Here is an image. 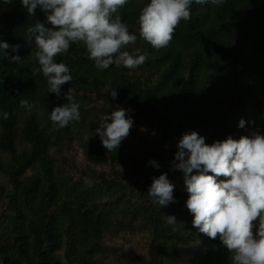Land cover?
I'll list each match as a JSON object with an SVG mask.
<instances>
[{
  "label": "trees",
  "instance_id": "1",
  "mask_svg": "<svg viewBox=\"0 0 264 264\" xmlns=\"http://www.w3.org/2000/svg\"><path fill=\"white\" fill-rule=\"evenodd\" d=\"M148 3L128 0L119 10L137 36L124 50L139 48L146 62L99 70L85 46L73 43L55 58L73 77L58 97L42 73L34 74L37 48L28 41L27 28L37 21L51 27L45 13L37 8L29 16L21 0H0V41L20 45L0 54V264H232L218 238L193 226L183 173L173 162L188 132L209 145L264 135V0L193 2L190 20L159 50L139 35ZM16 55L19 63L10 59ZM70 88L80 119L53 131L50 112L67 103ZM117 107L128 110L134 126L108 152L96 129ZM161 174L175 185L166 207L148 195ZM166 216L176 218L175 230ZM131 237L145 243L142 252L115 244Z\"/></svg>",
  "mask_w": 264,
  "mask_h": 264
},
{
  "label": "clouds",
  "instance_id": "2",
  "mask_svg": "<svg viewBox=\"0 0 264 264\" xmlns=\"http://www.w3.org/2000/svg\"><path fill=\"white\" fill-rule=\"evenodd\" d=\"M127 2L21 0L29 16L36 15L39 8L51 25L37 21L27 28L28 41H34L37 48L34 55L39 66L33 72L43 74L49 92L59 97L61 87L73 79L69 67L55 60L67 53L73 43L85 46L88 58L99 70L110 65L134 70L146 62L147 53L140 54L139 48L134 52L124 50L137 40L120 15L119 10ZM193 2L219 7L224 0H150L138 17L140 37L157 50L167 47L181 21L190 20ZM19 48L20 45L0 41V54L4 57L9 55L7 50L16 52ZM10 59L17 63L21 60L18 55ZM116 96L117 91H112L111 97ZM65 99L67 103L50 112L53 131L80 119V104L71 88ZM20 106L31 107L27 100H21ZM127 113L117 107L103 117L96 129L108 152L116 151L134 126ZM2 117L8 119L9 113L3 112ZM244 125L241 119L238 126ZM149 163L159 167L155 161ZM173 167L183 173L188 193L186 207L193 215V226L213 240L218 238L232 254V264H264V135L253 133L238 140L229 136L209 145L197 132L185 133L178 142ZM174 188L167 174H161L152 178L148 195L154 203L166 207L174 201ZM165 220L175 230L176 218L166 216Z\"/></svg>",
  "mask_w": 264,
  "mask_h": 264
},
{
  "label": "rangeland",
  "instance_id": "3",
  "mask_svg": "<svg viewBox=\"0 0 264 264\" xmlns=\"http://www.w3.org/2000/svg\"><path fill=\"white\" fill-rule=\"evenodd\" d=\"M75 158L77 159V162H78V165L80 167L84 166L86 163L82 162L84 161L82 156L80 154H77L75 156ZM126 242L127 245L130 247V249L136 254V253H140L144 250L145 248V243L139 239L138 237H131V238H128L127 240L125 239H120V240H117L115 242L116 245H120V243H124Z\"/></svg>",
  "mask_w": 264,
  "mask_h": 264
}]
</instances>
